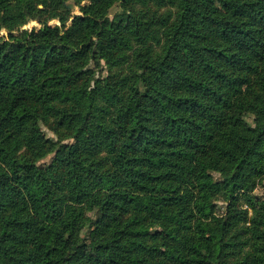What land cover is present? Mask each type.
I'll use <instances>...</instances> for the list:
<instances>
[{
    "label": "trees",
    "instance_id": "16d2710c",
    "mask_svg": "<svg viewBox=\"0 0 264 264\" xmlns=\"http://www.w3.org/2000/svg\"><path fill=\"white\" fill-rule=\"evenodd\" d=\"M0 264H264V0H0Z\"/></svg>",
    "mask_w": 264,
    "mask_h": 264
},
{
    "label": "rangeland",
    "instance_id": "374dc122",
    "mask_svg": "<svg viewBox=\"0 0 264 264\" xmlns=\"http://www.w3.org/2000/svg\"><path fill=\"white\" fill-rule=\"evenodd\" d=\"M85 2L86 1H84L83 3H85ZM68 3H72L73 4V6L71 8H68L67 7V4H66L67 9H69L72 12V14H79V13H81L80 7L78 5H76L74 3V1H71V2H68ZM118 10H119V5L118 4H115L111 8V16H113L114 18H116L115 17V13ZM72 19H73V17L68 21V23H67L68 25H70V23L72 22ZM46 22H48L51 25H55V24H60L61 23L60 20H59V18H53V19H50L49 21H46ZM43 23L44 22L42 20H40V19H31V20L28 21V23L26 25L23 26V28H29V29L37 28L38 29V28H40L43 25ZM6 33H7V31L5 29H3L2 32H1V34H6ZM46 133H47V136H54L53 131L50 130V129H47L46 130ZM71 147H72V145H71ZM52 156H53V154H50L47 157H45L44 159H42V161H44V162H50L51 159H52ZM261 191H262V187H258L255 190V193L260 194ZM224 206H225V203L219 202L218 203V207H217V211L218 212H222L224 210Z\"/></svg>",
    "mask_w": 264,
    "mask_h": 264
},
{
    "label": "water",
    "instance_id": "95a60500",
    "mask_svg": "<svg viewBox=\"0 0 264 264\" xmlns=\"http://www.w3.org/2000/svg\"><path fill=\"white\" fill-rule=\"evenodd\" d=\"M72 6H73L72 3H67V7H68V8H71Z\"/></svg>",
    "mask_w": 264,
    "mask_h": 264
}]
</instances>
